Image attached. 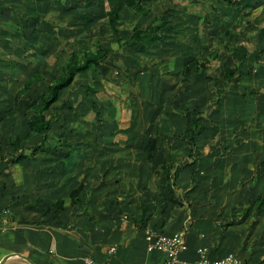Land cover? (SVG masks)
Returning <instances> with one entry per match:
<instances>
[{
  "label": "rangeland",
  "instance_id": "rangeland-1",
  "mask_svg": "<svg viewBox=\"0 0 264 264\" xmlns=\"http://www.w3.org/2000/svg\"><path fill=\"white\" fill-rule=\"evenodd\" d=\"M140 1L150 7L149 12L136 14L125 7V0H0V115L15 109L13 95L28 76L41 73L48 82L62 72L72 51L100 43L118 47L105 23L102 11L106 6L120 11L123 38L132 33L135 24L146 29L158 23L168 7H174L169 23L180 28H165L164 40L147 51H117L101 68L80 75L62 92L58 103L72 102L78 111L64 105L42 152L16 165L11 158L22 150H16L12 141L26 134L33 117L31 104L47 92V82L34 85L16 108L17 114L0 121V143L6 158L0 162V186H46L53 181V186H77L84 178L88 186H115L118 178L124 186H130L137 172L146 180L150 171L138 154L148 140L146 133L157 135L159 124V143L180 163L189 146L188 126L199 110L204 112V129L197 137V159L204 161V185L264 186V96L243 93L247 86L258 90L264 87V51H260L264 48V0H238L242 3L239 7L247 8L240 11L219 0ZM151 1L154 6H150ZM248 2L257 5L253 3L250 8ZM71 7L81 15L70 11ZM214 14L221 19L208 34L201 20L205 15L214 18ZM228 29H232L231 34L226 33ZM229 43L238 51L237 56L233 50L227 51ZM247 52L246 65L255 66L257 71L239 76L237 84L224 81L225 62L230 64ZM217 54L219 57H215ZM194 57L211 60V68L203 76H196L195 68L189 74L185 72V62ZM138 69L141 72L136 75ZM206 76H212V80L206 81ZM86 83H91L97 93H88ZM93 98L96 109L92 108ZM62 132H66L62 139L65 146L60 144ZM41 138L35 135L26 144L35 147ZM164 151L159 155L166 156ZM214 153L219 158L206 163ZM107 169L111 170L109 177L104 173ZM151 175L153 182H159L155 171ZM212 178H216V184Z\"/></svg>",
  "mask_w": 264,
  "mask_h": 264
},
{
  "label": "crops",
  "instance_id": "crops-1",
  "mask_svg": "<svg viewBox=\"0 0 264 264\" xmlns=\"http://www.w3.org/2000/svg\"><path fill=\"white\" fill-rule=\"evenodd\" d=\"M220 19L215 14L210 17V23L204 25L208 34ZM145 143L139 145L138 154L150 171L146 180L137 172L130 186H124L121 178L116 179L119 184L115 186H85L75 205L71 204L70 192L77 186H53L54 181L46 186L2 184L0 264H89V260L97 264H164L166 252L148 250V231L183 232L186 249L180 254L181 264L196 260L201 250H207L214 260L235 253L252 264H264V209L244 214V209L264 192V186H205L203 180L198 186L189 179L193 169L203 175L204 161L197 159L193 166L181 170L174 190L184 205L175 206L169 200L164 207L161 200L169 196L170 187L153 182L154 170L146 158ZM166 154L174 157L171 152ZM211 158L219 156L205 162L213 163ZM110 169L105 170L106 177ZM139 171L144 173L141 167ZM214 182L216 178H212ZM59 199L66 202L63 210L56 218L45 216V210ZM143 207L148 211L146 222L141 223ZM111 247L116 251L111 252Z\"/></svg>",
  "mask_w": 264,
  "mask_h": 264
},
{
  "label": "trees",
  "instance_id": "trees-1",
  "mask_svg": "<svg viewBox=\"0 0 264 264\" xmlns=\"http://www.w3.org/2000/svg\"><path fill=\"white\" fill-rule=\"evenodd\" d=\"M61 1V0H60ZM221 2H224L227 6L230 8H238L240 11L243 9L242 7H239L238 0H219ZM242 1V0H241ZM255 2H248L247 7L253 8V4ZM240 5L241 2H240ZM251 5H253L251 7ZM257 5V4H256ZM150 6H154V2H150ZM125 7L127 9H132L136 14L139 13H147L150 11V7L146 6V4H143L140 0H125ZM76 7L69 8L70 11L76 10L78 12V15H81V11L75 9ZM262 8L264 9V5H262ZM66 10V9H65ZM216 10V9H215ZM245 10V9H244ZM174 11V7H168L167 10L161 15L160 21L156 24L149 25L146 29L141 28L138 25H134L132 29V33L128 37H121L120 36V22L122 20V15L120 11L116 8H113L111 6H106L105 10H103V15L105 16V23L109 27L111 34L116 37L115 41L118 43V47L115 48L111 44L104 45V44H97L90 48H84L82 51H72L70 56L68 57L65 65L63 66L62 72L58 74L55 78L51 79L50 81H46V78L41 73H35L33 75H30L26 78V80L23 82V84L15 91L13 95V103H14V110L4 112L0 115V121H4L9 116H14L17 114L16 108L20 106L21 100L24 98L26 94L33 91L34 85L39 86L42 82H47V92L39 94V101H33L31 104V109L33 112V117L29 121L28 125V131L24 135H17L16 139L12 141V146L16 150H22L20 154H16V156L11 158V162L18 164L21 163V161L25 159H30L35 156L36 153L42 152V149L45 147L47 139L49 137V131L52 129L54 124L58 121L62 114V108L64 105L69 104L70 109L72 111L77 110L76 105L69 101H63L61 104H58L62 92L65 89H68L72 87V85L78 80L80 75H87L93 70L94 68H101L104 61L108 59L110 56L114 55V53H117V51H120L121 53L124 52L125 49H135V51H147L148 48L151 45L160 43L164 40V33L163 30L165 28H170L171 30H179L177 26L169 23V16ZM249 11L246 12V14ZM204 20H201L202 24H208L210 23V18L205 15ZM206 18V19H205ZM36 22H40L39 17H32ZM23 22H25L24 19H22ZM21 20V21H22ZM45 24H48L50 26H55L54 24H50L48 21H44ZM226 33L231 34L232 29H228ZM25 35V34H24ZM26 37V35H25ZM137 47V48H135ZM226 48L229 50H233L235 52V55H238V51H236V48L234 46L226 45ZM264 51V48L260 51ZM226 51V53H227ZM259 51V52H260ZM250 53V51L248 50ZM248 52L244 54V57L236 58V60L230 61L229 63H226L223 65V79L227 83L233 82V84H237L239 80V76H246L248 74H252L255 69V66L249 68L247 63L248 58ZM224 55V53H222ZM258 54H256L257 57ZM232 56V55H231ZM215 57H219V54H217ZM255 57V58H256ZM1 59V58H0ZM189 62H185L184 68L185 72L189 74L192 70V68H195V75L203 76L205 71H208L211 68V60H202L199 57H194L192 60H188ZM141 71L138 69L135 73L136 75L139 74ZM259 73L260 72L259 69ZM257 73V74H259ZM264 74V72H263ZM206 81L210 82L212 80V76H206ZM242 85V84H241ZM86 90L88 93H97V89L91 84L86 83ZM244 87V85H242ZM244 94L248 93L251 95H260L262 94L264 96V87L260 90H258L256 87L249 88L248 86L244 88ZM260 97V96H259ZM96 103L97 101L93 98L92 99V108L96 109ZM162 106V105H160ZM264 109V106L263 108ZM78 111V110H77ZM51 112V116H49V113ZM261 113V111H260ZM99 117L100 112L97 111L96 113ZM204 115V112L202 110H199L195 113L194 117L192 118V121L190 122L188 126V131L186 135L187 144L189 145L188 148L185 150V160L179 163V161L173 160V157L171 154H168L166 156L159 155L160 152H163L165 150L164 146L159 143V133L162 132V127L156 125V131H158V134L155 136H149V134L146 133L148 140L146 144V153H147V160L152 163V170L156 172V174L159 175L160 179L158 182L159 186H169V196L165 195V198L161 200V203L164 202V207L168 203L169 200H172L175 206H183L184 202L181 198H177L175 196V187L178 186V178L180 176L181 170L186 169L187 167L193 166L197 162V154L200 150L198 144H197V137L201 134V131L204 129V122L202 116ZM264 119V116H263ZM259 126V124H258ZM261 127V126H260ZM264 131V128H263ZM35 135H40L42 138L38 144L35 145V147H28L26 144V141L33 138ZM66 132H62L60 134V144L63 145V137H65ZM31 151V153H28V151ZM165 152V151H164ZM215 156V153L214 155ZM5 157L2 152V144L0 143V161H5ZM154 163V164H153ZM262 163H264V158ZM203 175H197L195 169L192 170L191 178L190 180L196 184L203 180ZM85 186H88L87 178L81 179L74 189L70 192V198H71V204L75 205L79 199V195L84 189ZM66 202L64 199H59L53 202L44 212L45 216H52L53 218L58 216V212L63 210ZM264 209V192L260 193L255 200V204L252 203L249 207L244 209V214L248 216L252 211H261ZM148 211V208L143 207V217L141 218V223L146 222V213ZM1 215V214H0ZM163 224V223H162Z\"/></svg>",
  "mask_w": 264,
  "mask_h": 264
},
{
  "label": "built area",
  "instance_id": "built-area-1",
  "mask_svg": "<svg viewBox=\"0 0 264 264\" xmlns=\"http://www.w3.org/2000/svg\"><path fill=\"white\" fill-rule=\"evenodd\" d=\"M149 251H163L168 254V259L164 264H181L180 254L186 249L185 235L183 232L159 233L148 231L146 233ZM111 252L116 251V247H111ZM89 264H97L94 260H89ZM186 264H252L235 253H230L222 259H211L207 250H201L199 257L194 261H188Z\"/></svg>",
  "mask_w": 264,
  "mask_h": 264
}]
</instances>
